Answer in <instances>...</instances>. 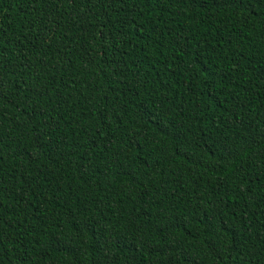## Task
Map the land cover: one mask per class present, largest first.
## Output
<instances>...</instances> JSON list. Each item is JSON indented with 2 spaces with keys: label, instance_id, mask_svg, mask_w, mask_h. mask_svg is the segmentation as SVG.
<instances>
[{
  "label": "trees",
  "instance_id": "trees-1",
  "mask_svg": "<svg viewBox=\"0 0 264 264\" xmlns=\"http://www.w3.org/2000/svg\"><path fill=\"white\" fill-rule=\"evenodd\" d=\"M0 264H264V0H0Z\"/></svg>",
  "mask_w": 264,
  "mask_h": 264
}]
</instances>
